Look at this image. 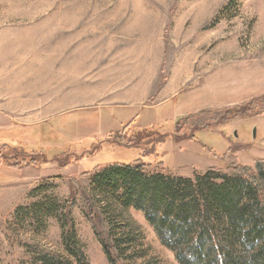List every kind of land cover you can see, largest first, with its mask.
I'll list each match as a JSON object with an SVG mask.
<instances>
[{"label": "rangeland", "instance_id": "1", "mask_svg": "<svg viewBox=\"0 0 264 264\" xmlns=\"http://www.w3.org/2000/svg\"><path fill=\"white\" fill-rule=\"evenodd\" d=\"M204 82L226 100L201 109L264 95V0H0V154L39 160L0 163V264H77L72 229L92 264H111L105 242L123 264H181L146 211L87 170L138 157L153 165L143 174L161 161L166 174L230 173V156L255 168L264 111L177 131L192 113L179 95Z\"/></svg>", "mask_w": 264, "mask_h": 264}, {"label": "trees", "instance_id": "2", "mask_svg": "<svg viewBox=\"0 0 264 264\" xmlns=\"http://www.w3.org/2000/svg\"><path fill=\"white\" fill-rule=\"evenodd\" d=\"M263 111L264 95H260L235 107L189 113L178 120L176 129H205ZM161 137L158 142L167 139V135ZM4 146L10 147L8 143ZM38 161L33 156L10 163L0 154V163L9 166ZM230 161V173L210 167L193 178L166 174L169 169L164 161L156 165L163 171L143 174L153 165L141 157L98 163L87 171L89 176H97L104 194L113 195L124 206L145 210L162 242L181 264H264V159L255 168L241 165L235 156ZM68 202L72 206L75 201ZM64 240L77 264H92L75 229L65 233ZM104 245L110 263L123 264L110 245ZM39 260L42 264H72L51 253H42Z\"/></svg>", "mask_w": 264, "mask_h": 264}, {"label": "crops", "instance_id": "3", "mask_svg": "<svg viewBox=\"0 0 264 264\" xmlns=\"http://www.w3.org/2000/svg\"><path fill=\"white\" fill-rule=\"evenodd\" d=\"M207 86H210V89H212L210 84L208 85L204 82L201 89H193L180 94L175 104L177 112L179 111V114H182L190 111H198L206 106H221L220 103L226 100V93L224 91L222 93H216L213 89L212 91H210V89L204 90V87ZM212 94H214V97H210Z\"/></svg>", "mask_w": 264, "mask_h": 264}]
</instances>
